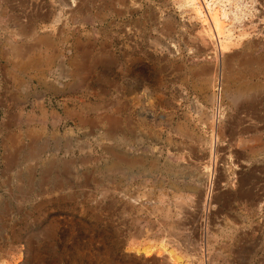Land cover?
<instances>
[{
    "label": "rangeland",
    "instance_id": "374dc122",
    "mask_svg": "<svg viewBox=\"0 0 264 264\" xmlns=\"http://www.w3.org/2000/svg\"><path fill=\"white\" fill-rule=\"evenodd\" d=\"M263 58L264 0H0V264H264Z\"/></svg>",
    "mask_w": 264,
    "mask_h": 264
},
{
    "label": "bare ground",
    "instance_id": "6f19581e",
    "mask_svg": "<svg viewBox=\"0 0 264 264\" xmlns=\"http://www.w3.org/2000/svg\"><path fill=\"white\" fill-rule=\"evenodd\" d=\"M192 1V0H191ZM205 9V7H204ZM199 12V11H198ZM202 13V12H201ZM207 17L209 19V23H211L212 25V30H211V27L210 30L208 31V34L206 35L207 37V40L206 41H209V43H211V47L213 49V53L211 55H215V62L214 63H217L218 64V75L216 77V81H215V86H214V89H213V92L211 94V98H214L213 100L215 101L214 104L212 102H210L213 107H215V114H217V119H215V125L216 127L218 126V124L220 123L221 119H220V116H221V110H222V103H223V97H224V78H226L225 76V63L226 61H228L227 59H229L231 56H227L228 54L230 53H233V39L231 37L230 34H228L227 36H223L224 32H222V30L224 29L221 25L220 26H217L214 22V16L210 13L207 14ZM214 17V18H213ZM217 18V17H216ZM207 21V20H206ZM217 22V21H216ZM210 25V26H211ZM209 26V25H208ZM221 27V28H219ZM253 30V29H252ZM230 32V31H229ZM204 39V38H203ZM205 40V39H204ZM45 41V39L42 37V38H38V40L36 42H38L39 44L43 43ZM46 43V41H45ZM38 44V45H39ZM205 44V43H204ZM228 44V46H227ZM210 44H208L209 46ZM204 46V45H203ZM22 56V55H21ZM234 59V58H233ZM255 61V60H254ZM261 62V61H260ZM227 64V63H226ZM225 75V76H224ZM214 81V80H212ZM219 85V87H218ZM242 94V93H241ZM214 95V96H213ZM215 95H216V98H215ZM235 98V97H234ZM212 100V101H213ZM181 127V126H180ZM33 135V134H32ZM217 141V144H218V140L216 139ZM125 160V159H123ZM131 162V161H130ZM137 163H140V160L139 161H135ZM138 165V164H136ZM135 165V166H136ZM131 166V165H130ZM207 169V168H206ZM216 171V169H215ZM215 171H213V167L210 169H207L206 172H207V177H210L209 178V187L208 189H210L212 187V177H213V174L211 175V173H214ZM211 175V176H210ZM211 207L212 204H211V199L209 197V193L207 194V197L205 199V207Z\"/></svg>",
    "mask_w": 264,
    "mask_h": 264
},
{
    "label": "crops",
    "instance_id": "0c3cea01",
    "mask_svg": "<svg viewBox=\"0 0 264 264\" xmlns=\"http://www.w3.org/2000/svg\"><path fill=\"white\" fill-rule=\"evenodd\" d=\"M235 57V55H232V57H230V58H234ZM235 59V58H234ZM261 61V62H260ZM259 61V67H260V69H262V68H264V58L262 59V60H260ZM227 67V66H226ZM203 71V70H202ZM199 73H201V71L199 72ZM225 73H226V71H225ZM201 74H203V73H201ZM232 76H230V75H226V79L225 80H227V81H229V80H231L232 78H231ZM207 82H211V80L210 81H208V79L206 78L205 80H204V84L207 86ZM249 87H251V88H249ZM252 88H254V89H252ZM255 90V91H262V90H264V84H262V85H259V86H255V87H252V85H244V87H242V86H240V87H238L236 90H235V93H237L239 96H240V94L242 93L243 95H245V93L244 92H246L247 90ZM241 94V95H242ZM246 94H247V92H246ZM210 97V96H209ZM209 97H208V101L210 102V100H209ZM253 99V95H251L250 97H249V100H252Z\"/></svg>",
    "mask_w": 264,
    "mask_h": 264
}]
</instances>
